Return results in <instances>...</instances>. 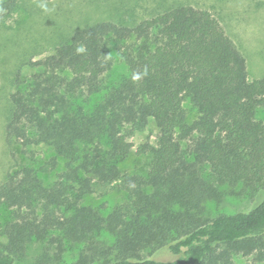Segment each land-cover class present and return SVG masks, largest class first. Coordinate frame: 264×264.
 I'll list each match as a JSON object with an SVG mask.
<instances>
[{
    "label": "trees",
    "instance_id": "1",
    "mask_svg": "<svg viewBox=\"0 0 264 264\" xmlns=\"http://www.w3.org/2000/svg\"><path fill=\"white\" fill-rule=\"evenodd\" d=\"M18 6L0 0V17ZM117 63L127 72L110 82ZM31 67L16 75L5 131L13 164L0 183V264L264 262V200L213 217L206 208L264 190V77L249 79L210 10L97 22ZM151 122L156 144L137 150L148 170L133 173L132 137ZM112 184L124 198L110 210L85 203Z\"/></svg>",
    "mask_w": 264,
    "mask_h": 264
},
{
    "label": "rangeland",
    "instance_id": "2",
    "mask_svg": "<svg viewBox=\"0 0 264 264\" xmlns=\"http://www.w3.org/2000/svg\"><path fill=\"white\" fill-rule=\"evenodd\" d=\"M19 6L0 17V183L13 164L6 143V125L13 111L11 94L16 90L18 71L30 75L31 63L54 52L55 47L67 40L81 39L83 30L102 21L135 26L145 18L178 5H193L210 10L234 40L247 62L250 80L264 77V0H18ZM127 72L123 63H117L108 74L110 82ZM190 107V103H186ZM264 118V107L259 109ZM157 129L153 122L132 137L134 153L124 165L133 173L146 175L148 159L137 150L146 144H156ZM262 198H261V197ZM124 194L112 185L98 186L85 203L110 210L121 202ZM264 200V190L256 196L226 195L220 203L206 204L209 216L219 213L247 211ZM8 216L0 211V224ZM38 249L34 243L28 261ZM160 255V254H159ZM161 258H169L161 255ZM234 264H264L252 255L237 254Z\"/></svg>",
    "mask_w": 264,
    "mask_h": 264
}]
</instances>
